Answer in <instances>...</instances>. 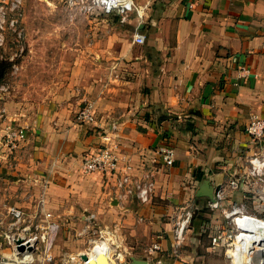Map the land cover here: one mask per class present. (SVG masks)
Listing matches in <instances>:
<instances>
[{
    "label": "crops",
    "instance_id": "0c3cea01",
    "mask_svg": "<svg viewBox=\"0 0 264 264\" xmlns=\"http://www.w3.org/2000/svg\"><path fill=\"white\" fill-rule=\"evenodd\" d=\"M133 1L142 17L135 12L120 24L115 14L77 21L51 0H24L20 25L32 49L17 60L13 91L0 95V141L8 126L25 128V140L12 150L0 144V234L11 222L9 208L37 215L44 198V209L60 217L59 237L77 224L74 218L91 213L97 226L114 231L126 264H230L222 238L231 228L222 210L264 214V184L248 175L264 139L246 133L253 115L264 117V0ZM72 26L79 44L70 57ZM43 27L51 34L46 40L62 36V59L73 61L64 62L61 78L30 86L22 77L27 71L50 72L32 61L42 58L36 51ZM136 32L144 43H134ZM28 89L54 93L28 97ZM86 102L96 111L90 125L75 118ZM111 124L135 176L153 173L148 203L121 196L113 178L81 172L85 157L107 144L101 135ZM164 145L174 150L171 167L156 154ZM232 180L243 184L234 190ZM217 189L220 207L211 209ZM185 209L193 218L174 252V225ZM214 236L222 237L217 246ZM153 244L159 249L149 254ZM9 256L0 237V261Z\"/></svg>",
    "mask_w": 264,
    "mask_h": 264
},
{
    "label": "built area",
    "instance_id": "2783aa9c",
    "mask_svg": "<svg viewBox=\"0 0 264 264\" xmlns=\"http://www.w3.org/2000/svg\"><path fill=\"white\" fill-rule=\"evenodd\" d=\"M54 3L64 7L67 10L77 11L80 14L92 16L94 13L102 15L115 14L120 24L128 22L132 13L142 17V10L135 5L133 0H51ZM24 0H0V49L6 44V36L8 32L13 33L18 43L21 45L23 39V29L20 26L22 19V6ZM136 44L144 43V37L136 32L133 36ZM23 51V48H21ZM13 59V58H11ZM15 65H13L14 67ZM6 87L0 85V91L5 92ZM76 121L79 124L90 125L96 121V111L93 102H86L76 113ZM117 130L116 124H111L107 131L101 135V138L107 143L98 149L96 153L85 157L81 164V172L83 175H101L106 179L113 178L115 187L120 191V195H128L134 197L139 203L145 204L150 202L154 195L155 182L153 181V173L141 177L135 176L134 167L129 163L128 159L121 156L119 145L115 142L114 133ZM246 133L254 142H260L264 139V117L253 115L246 126ZM4 140L0 144H4L8 149L12 150L17 147V143L25 140V128L14 127L7 131L3 136ZM156 154L164 167H171L174 163L175 154L172 147L161 146L156 150ZM250 169L249 177L264 184V153L259 156H252L249 159ZM243 183L240 180L230 181V187L237 190ZM221 195L217 196L210 202L211 209L220 207ZM45 200L41 198L39 201L41 223H37L34 227L36 233L31 231L29 224H25L28 215L16 207L8 209V215L11 222L0 237H2L6 247L10 249V256L5 260H1L0 264H51L54 262V253L52 250V242L60 229V217L54 213L44 209ZM261 206L264 208V194L261 197ZM222 213L231 228V232L222 237L214 236L211 238V245L217 246L223 239L224 254L230 264H264V229L259 236L253 237V243L250 246L247 257L237 260L233 255L236 250L237 243H243L248 236L246 231L247 224H260L264 226V214L261 216L250 215L240 207H233L230 210H222ZM36 215V216H37ZM193 213L189 209H185L183 216L175 222L173 229V247L174 252L181 247L185 233L191 225ZM80 220V219H79ZM80 234L92 232L97 235L96 240H92V248L88 252L76 255H69L65 263L77 262V264H87L80 259L82 254L87 257L89 253L98 249L105 248L109 257L110 264H126L121 259V253L117 251V245L114 242L115 233L108 227L96 225V219L93 214L87 213L83 216ZM22 225L20 226V224ZM95 228V229H94ZM222 238V239H221ZM20 246L24 247V251L17 250ZM251 241V242H252ZM159 249L157 244H153L148 253ZM96 256L97 253H96Z\"/></svg>",
    "mask_w": 264,
    "mask_h": 264
},
{
    "label": "rangeland",
    "instance_id": "374dc122",
    "mask_svg": "<svg viewBox=\"0 0 264 264\" xmlns=\"http://www.w3.org/2000/svg\"><path fill=\"white\" fill-rule=\"evenodd\" d=\"M55 5V4H54ZM57 5V4H56ZM64 7H62L63 9ZM65 10V8H64ZM67 10V9H66ZM68 12H70V16L77 19L78 18H84L85 16L83 14L78 13L77 11H72V10H67ZM65 16H68L67 14ZM22 27V25H20ZM72 34H75V40L70 41V48H71V56L73 57V49L78 47V40H77V33H78V28L77 26H72ZM43 36H42V42L39 43L38 47L40 52H37V55H41L42 58L40 59H36L34 58L32 61L33 65H35L36 61H39L40 64H45L49 69L50 72L44 74L43 76L36 74L35 72H29L27 71L26 74H24L22 77L24 79H26L28 81V84L31 86L32 84L34 86L39 85V84H46L51 83L52 80H56L57 77L61 78L62 73L66 72V65L68 62L73 61V58H71V60L65 58L62 59L63 56V52H62V47H61V38L62 36L58 35L55 36L54 38H50L49 40H46V35H51L48 34V27L47 29H45V27H43ZM52 33H56L54 32V30L52 31ZM61 33V32H60ZM57 34V33H56ZM16 36L10 32H8L7 36H6V44L4 46V48L0 49V62H8V63H12L11 65V71L4 76L3 80L0 82V85H4L7 89L5 92H1L0 91V95L2 96V98L7 97L13 90H12V84L15 81L16 77H18L19 74V67H18V63L17 60L21 59V56H29L30 55V48L32 49V47H30L29 43H28V37L26 35V31H25V35L23 32V39L21 41V45L20 47H18V43L15 41ZM32 42V41H31ZM27 43V44H26ZM41 44V45H40ZM32 45V44H31ZM21 48H23V51H21ZM37 50V49H36ZM49 56V57H46ZM13 58V59H11ZM23 58V57H22ZM30 58V57H29ZM32 58V57H31ZM30 62V63H29ZM65 62V64H64ZM28 63L29 65L32 64L31 60L28 59ZM13 65H15L13 67ZM36 66H39L38 64H36ZM36 71V70H35ZM48 74V75H47ZM24 92L28 97L29 96H34V97H40V95L46 94L48 93H54V91H48V90H41V89H28L26 91H22ZM60 92V91H58ZM3 112V111H2ZM14 128V126H8L6 127V131L4 133H7L8 130ZM89 214V213H88ZM42 218L40 217V215L36 216L35 214L32 216H27L26 217V221L25 224H29L31 227V231L33 233H36V231L34 230V227L37 223H41ZM74 223L76 222V225H73L71 228H69V233L66 232L65 237H63L64 235L62 234V237H59V233L56 234V236L53 239L52 242V250L54 253V262L51 264H77V262H73V263H65V261L67 260V257L69 255L73 256L76 255L77 252L76 250H80L81 252H88L89 249L92 248L93 244L91 243L92 240H96L97 239V235L95 233L90 232H85L83 234H80V230L82 229V221L74 218L73 219ZM22 225V223L20 224V226ZM60 229H62V226L60 227ZM95 229V228H94ZM67 242H69V248H67V246H63L64 244H66ZM70 254H69V253Z\"/></svg>",
    "mask_w": 264,
    "mask_h": 264
},
{
    "label": "bare ground",
    "instance_id": "6f19581e",
    "mask_svg": "<svg viewBox=\"0 0 264 264\" xmlns=\"http://www.w3.org/2000/svg\"><path fill=\"white\" fill-rule=\"evenodd\" d=\"M264 226L260 224H247L246 231H248V236L246 237L245 242L237 243L236 250L233 251V255L237 260L247 257L250 246L253 243V237L259 236L262 233ZM252 241V242H251ZM96 253L98 256H96ZM88 259L90 260L89 264L92 262L94 264H110L109 257L105 256L104 251L101 249L96 250L95 252L89 253Z\"/></svg>",
    "mask_w": 264,
    "mask_h": 264
},
{
    "label": "water",
    "instance_id": "95a60500",
    "mask_svg": "<svg viewBox=\"0 0 264 264\" xmlns=\"http://www.w3.org/2000/svg\"><path fill=\"white\" fill-rule=\"evenodd\" d=\"M218 191H219V189H217V190L215 191L216 194L214 195V197H213V195L211 196V199H212V200H214V198L217 196ZM16 244L19 245V246L17 247V250L20 251V252H23V251H24V247H23V246H20V241H17ZM80 259H81L83 262L87 263V264H89V262H90V260L88 259V257H87L85 254H82V255L80 256ZM132 261H133V264H146L145 261H139V260H134V259H133ZM91 264H94V263L92 262Z\"/></svg>",
    "mask_w": 264,
    "mask_h": 264
},
{
    "label": "trees",
    "instance_id": "16d2710c",
    "mask_svg": "<svg viewBox=\"0 0 264 264\" xmlns=\"http://www.w3.org/2000/svg\"><path fill=\"white\" fill-rule=\"evenodd\" d=\"M12 65V63L8 62H0V82L3 80L5 74L8 71V68Z\"/></svg>",
    "mask_w": 264,
    "mask_h": 264
}]
</instances>
